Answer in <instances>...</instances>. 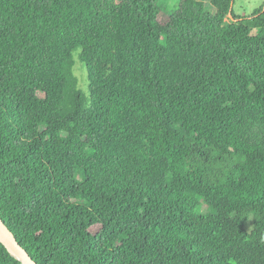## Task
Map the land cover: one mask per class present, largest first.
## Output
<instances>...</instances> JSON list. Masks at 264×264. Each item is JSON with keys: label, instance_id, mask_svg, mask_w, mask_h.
I'll use <instances>...</instances> for the list:
<instances>
[{"label": "trees", "instance_id": "obj_1", "mask_svg": "<svg viewBox=\"0 0 264 264\" xmlns=\"http://www.w3.org/2000/svg\"><path fill=\"white\" fill-rule=\"evenodd\" d=\"M161 1L0 0V219L37 264H264V6Z\"/></svg>", "mask_w": 264, "mask_h": 264}, {"label": "rangeland", "instance_id": "obj_2", "mask_svg": "<svg viewBox=\"0 0 264 264\" xmlns=\"http://www.w3.org/2000/svg\"><path fill=\"white\" fill-rule=\"evenodd\" d=\"M180 0H162L159 6V20L162 23H166L172 14L177 10ZM264 6V0H237L234 6V14L236 17H248L251 16L256 10ZM77 64L75 67V75L79 80V86L84 95L89 96V83L87 78V72L85 67L80 63L77 55L75 56ZM197 207L203 212L206 211V207L199 202Z\"/></svg>", "mask_w": 264, "mask_h": 264}, {"label": "water", "instance_id": "obj_3", "mask_svg": "<svg viewBox=\"0 0 264 264\" xmlns=\"http://www.w3.org/2000/svg\"><path fill=\"white\" fill-rule=\"evenodd\" d=\"M0 243L22 264H37L29 253L20 245L15 235L0 219Z\"/></svg>", "mask_w": 264, "mask_h": 264}]
</instances>
